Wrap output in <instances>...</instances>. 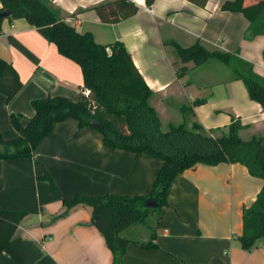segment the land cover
<instances>
[{
	"label": "crops",
	"instance_id": "0c3cea01",
	"mask_svg": "<svg viewBox=\"0 0 264 264\" xmlns=\"http://www.w3.org/2000/svg\"><path fill=\"white\" fill-rule=\"evenodd\" d=\"M111 0H52L80 32L91 31L96 42L122 41L148 86L155 92L151 103L162 125L187 119L206 129L223 128L232 117L246 128L244 139L264 135V109L249 97L244 82L232 69L212 58L202 65L184 63L176 46L200 42L211 51L238 52L264 76V35L248 38L249 21L242 12L223 10L227 0H207L205 6L190 0H132L139 11L117 23L103 22L93 7ZM233 1V0H230ZM256 0H245L246 4ZM2 2L0 0V8ZM15 35L37 56L34 63L8 39ZM0 57L12 63L25 83L10 103L0 93V133L14 138L11 113H22L26 124L34 110L31 101L46 95L75 98L84 84L82 68L61 55L26 19L4 18ZM189 70L184 77L177 71ZM206 98L193 112L183 105ZM162 161L146 153L105 146L100 132L79 128L69 118L52 132L28 158H0V208L29 212L19 225L17 240L4 249L0 264H111L113 255L102 233L91 223L92 208L77 205L56 218L63 199L75 195L107 193L148 194ZM48 172L58 191L40 176ZM264 181L241 163L198 164L177 175L168 191L163 215L153 221L158 249H146L149 228L135 223L123 231L130 239L124 264H264V237L252 250L241 247L243 212L256 200ZM145 225L147 228H145Z\"/></svg>",
	"mask_w": 264,
	"mask_h": 264
},
{
	"label": "trees",
	"instance_id": "16d2710c",
	"mask_svg": "<svg viewBox=\"0 0 264 264\" xmlns=\"http://www.w3.org/2000/svg\"><path fill=\"white\" fill-rule=\"evenodd\" d=\"M154 1L146 0V4L152 6ZM190 1L201 6L207 3V0ZM1 2L0 13L10 10V22L26 19L47 41L56 45L61 55L79 64L84 84L75 98L46 95L32 99L34 114L26 124L22 123V113H11L10 119L17 136L7 139L0 133V158L31 157L56 123L73 118L78 121L80 129L90 128L100 132L105 146L136 154L146 153L162 161L148 194L76 193L63 199L65 209L56 218L65 216L80 204L92 208L91 223L102 233L112 252L111 264H124L123 258L131 240L122 233L135 223L145 224L150 230V237L142 242V246L146 249L159 248L153 221L163 215L173 181L187 169L195 168L198 164L241 163L251 175L264 181V135L244 139L241 131L246 125L234 116L231 123L223 128L208 130L198 121L185 119L180 123H169L164 130L160 114L151 103L155 92L148 86L124 43L100 44L91 31L80 32L71 21H67V18L76 19L83 9L65 17L52 0ZM221 8L242 12L247 17L249 26L246 37L264 35V0L249 4L245 0H227ZM93 9L103 22L117 23L135 15L139 6L132 0H111L97 4ZM3 20L0 19V33ZM8 39L15 49L34 63L38 62V56L15 35L10 34ZM172 43L184 63L194 61V65L199 66L215 58L229 66L235 78L244 82L249 97L264 109V76L257 73L253 64L240 57L238 52L211 51L200 42L187 47L174 41ZM188 70V66L179 68L178 77H184ZM24 86L14 65L0 57V93L5 96L6 103L10 104ZM85 90L90 91L88 96ZM205 102L206 98H199L181 109L194 114L193 108ZM40 178L47 180L53 191H58V186L47 171ZM151 198L156 201V207L147 206ZM28 213L0 208V256L6 247L17 240L16 231ZM243 220V233L239 241L241 247L249 251L264 237V184L253 204L244 209Z\"/></svg>",
	"mask_w": 264,
	"mask_h": 264
},
{
	"label": "water",
	"instance_id": "95a60500",
	"mask_svg": "<svg viewBox=\"0 0 264 264\" xmlns=\"http://www.w3.org/2000/svg\"><path fill=\"white\" fill-rule=\"evenodd\" d=\"M10 15H11L10 10H5V11L0 13V19L1 18H8ZM147 206L148 207H156L157 203H156V201L154 199L151 198V199L148 200Z\"/></svg>",
	"mask_w": 264,
	"mask_h": 264
},
{
	"label": "rangeland",
	"instance_id": "374dc122",
	"mask_svg": "<svg viewBox=\"0 0 264 264\" xmlns=\"http://www.w3.org/2000/svg\"><path fill=\"white\" fill-rule=\"evenodd\" d=\"M166 119H164V124L162 125V128L164 129V130H166L167 128H168V126L166 125ZM151 221L153 220L152 218L150 219ZM141 226H144L145 228H147L145 225H141ZM148 229V228H147ZM149 230V229H148Z\"/></svg>",
	"mask_w": 264,
	"mask_h": 264
},
{
	"label": "built area",
	"instance_id": "2783aa9c",
	"mask_svg": "<svg viewBox=\"0 0 264 264\" xmlns=\"http://www.w3.org/2000/svg\"><path fill=\"white\" fill-rule=\"evenodd\" d=\"M108 51L110 52V49H108ZM84 93L88 96L90 94L89 90H85Z\"/></svg>",
	"mask_w": 264,
	"mask_h": 264
}]
</instances>
